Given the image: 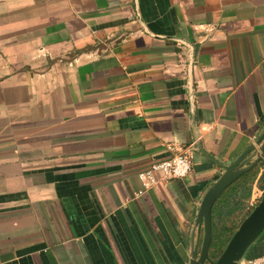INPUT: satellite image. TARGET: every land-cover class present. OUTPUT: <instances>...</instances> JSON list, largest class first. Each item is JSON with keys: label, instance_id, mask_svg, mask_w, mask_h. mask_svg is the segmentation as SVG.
<instances>
[{"label": "crops", "instance_id": "1", "mask_svg": "<svg viewBox=\"0 0 264 264\" xmlns=\"http://www.w3.org/2000/svg\"><path fill=\"white\" fill-rule=\"evenodd\" d=\"M263 127L264 0H0V264H187L196 143L230 164ZM168 145L190 173L136 196Z\"/></svg>", "mask_w": 264, "mask_h": 264}, {"label": "water", "instance_id": "2", "mask_svg": "<svg viewBox=\"0 0 264 264\" xmlns=\"http://www.w3.org/2000/svg\"><path fill=\"white\" fill-rule=\"evenodd\" d=\"M196 145L202 155L222 169V173L210 185L200 200L191 231V245L187 264H240L248 249L264 232V194L240 223L215 261L208 257L212 239V208L227 187L241 175L264 162V127L259 136L251 141L250 145L230 164L219 162L208 155L199 142Z\"/></svg>", "mask_w": 264, "mask_h": 264}, {"label": "trees", "instance_id": "3", "mask_svg": "<svg viewBox=\"0 0 264 264\" xmlns=\"http://www.w3.org/2000/svg\"><path fill=\"white\" fill-rule=\"evenodd\" d=\"M258 192L261 194L258 195ZM263 194L264 162L241 175L224 190L212 208V239L208 252L210 260L218 259L233 233Z\"/></svg>", "mask_w": 264, "mask_h": 264}, {"label": "built area", "instance_id": "4", "mask_svg": "<svg viewBox=\"0 0 264 264\" xmlns=\"http://www.w3.org/2000/svg\"><path fill=\"white\" fill-rule=\"evenodd\" d=\"M167 151L168 154L165 157L152 161L138 172L142 189L137 191L136 196L154 188L160 181L185 178L190 173L192 160L186 151L173 145H168ZM254 199L255 197L252 202ZM248 264H264V256L252 258L248 260Z\"/></svg>", "mask_w": 264, "mask_h": 264}]
</instances>
